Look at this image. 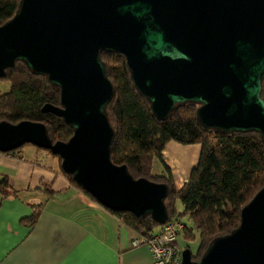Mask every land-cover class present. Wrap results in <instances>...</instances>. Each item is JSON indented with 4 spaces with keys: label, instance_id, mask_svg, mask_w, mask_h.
Returning <instances> with one entry per match:
<instances>
[{
    "label": "water",
    "instance_id": "obj_1",
    "mask_svg": "<svg viewBox=\"0 0 264 264\" xmlns=\"http://www.w3.org/2000/svg\"><path fill=\"white\" fill-rule=\"evenodd\" d=\"M102 52L124 57L157 119L195 104L203 128L253 131L264 146V0H20L0 26V79L17 61L44 76L59 106L45 104L41 113L61 118L73 134L52 143L41 123L0 121V152L49 151L100 206L164 225L167 186L133 179L110 160L114 130L105 110L114 87ZM181 264H264V186L236 229L198 261L184 248Z\"/></svg>",
    "mask_w": 264,
    "mask_h": 264
},
{
    "label": "trees",
    "instance_id": "obj_2",
    "mask_svg": "<svg viewBox=\"0 0 264 264\" xmlns=\"http://www.w3.org/2000/svg\"><path fill=\"white\" fill-rule=\"evenodd\" d=\"M19 2L0 0V26L14 16ZM101 60L114 87L113 98L105 110L114 130L110 160L116 165H126L133 179L145 178L167 186L164 204L168 217L187 218L190 226L184 225V240H195L197 234L198 249L192 256L198 261L214 239L228 235L238 227L241 209L264 186V146L260 135L253 131L227 133L205 129L196 120L198 105L191 103L179 106L166 119L159 120L135 89L124 57L102 52ZM1 81L8 82L10 86L6 93L0 95V121L10 124L22 121L41 123L52 143L70 139L73 130L61 118L41 113L45 104L59 106V92L44 76L32 74L23 62L17 61L14 67L5 70ZM261 97L264 100V79ZM170 141L200 146L198 162L180 188L175 184L170 167L164 162L163 151ZM52 156L61 163L59 157ZM155 159L161 164L158 174L153 173ZM60 172L71 188L98 204L73 181L71 175L61 168ZM8 187V183L2 180L1 199L16 197V192L7 191ZM35 191L53 195V192L41 187ZM178 204H181L182 212ZM102 208L119 216L122 224L138 236L150 237L163 227L149 215L139 219L129 213L119 214ZM40 209L41 205L33 206L32 214L22 219L21 223L33 226Z\"/></svg>",
    "mask_w": 264,
    "mask_h": 264
},
{
    "label": "crops",
    "instance_id": "obj_3",
    "mask_svg": "<svg viewBox=\"0 0 264 264\" xmlns=\"http://www.w3.org/2000/svg\"><path fill=\"white\" fill-rule=\"evenodd\" d=\"M199 154V145L167 143L164 162L178 188L187 181ZM2 180L16 197L0 196V264H151L145 246H130L136 232L71 188L58 159L48 152L32 146L0 152ZM39 187L53 195L35 191ZM37 205L41 209L35 224H22Z\"/></svg>",
    "mask_w": 264,
    "mask_h": 264
},
{
    "label": "built area",
    "instance_id": "obj_4",
    "mask_svg": "<svg viewBox=\"0 0 264 264\" xmlns=\"http://www.w3.org/2000/svg\"><path fill=\"white\" fill-rule=\"evenodd\" d=\"M184 224L181 219H169L162 229L150 237L138 236L130 246H145L151 257V264H181L183 248L178 246L177 239L183 233Z\"/></svg>",
    "mask_w": 264,
    "mask_h": 264
},
{
    "label": "rangeland",
    "instance_id": "obj_5",
    "mask_svg": "<svg viewBox=\"0 0 264 264\" xmlns=\"http://www.w3.org/2000/svg\"><path fill=\"white\" fill-rule=\"evenodd\" d=\"M9 83L8 82H6V81H1L0 82V95H2V94H4V93H6L8 90H9ZM25 147V146H24ZM23 147V148H24ZM26 147H28V146H26ZM33 147V146H32ZM21 149V148H20ZM19 149V150H20ZM41 152H46L45 150H41ZM159 170H161V164L159 163V161L158 160H154V164H153V173L154 174H158L159 173ZM172 172V171H171ZM172 175H173V173H172ZM173 177H174V175H173ZM179 206V210L181 211V204H179L178 205ZM181 221L183 222V224L184 225H187V226H190V224H189V222L187 221V218H185V217H181ZM196 235V239L195 240H191V241H186V240H184V235H183V233H181L180 235H179V237H178V239H177V242H178V246L180 247V248H186V247H188L189 249H190V251H191V253H192V255H195L196 254V252H197V249H198V244H199V239H198V236H197V234H195Z\"/></svg>",
    "mask_w": 264,
    "mask_h": 264
}]
</instances>
